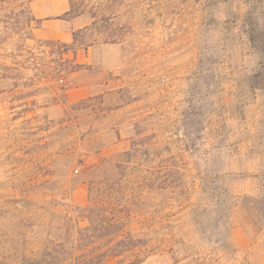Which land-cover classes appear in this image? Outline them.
Here are the masks:
<instances>
[{"label":"rangeland","instance_id":"1","mask_svg":"<svg viewBox=\"0 0 264 264\" xmlns=\"http://www.w3.org/2000/svg\"><path fill=\"white\" fill-rule=\"evenodd\" d=\"M45 1L0 0V260L264 264V0Z\"/></svg>","mask_w":264,"mask_h":264},{"label":"trees","instance_id":"2","mask_svg":"<svg viewBox=\"0 0 264 264\" xmlns=\"http://www.w3.org/2000/svg\"><path fill=\"white\" fill-rule=\"evenodd\" d=\"M250 42L254 48H257L255 41L251 40ZM86 241L72 240L69 248L65 242H50V246L44 245L42 255L39 258H28L22 255L18 263L0 260V264H107L106 252H98L97 248H92ZM134 247V240H117L114 243V249L112 248L111 251L112 257L119 258L115 264H139L137 259L126 262L127 254L125 253L131 254Z\"/></svg>","mask_w":264,"mask_h":264},{"label":"crops","instance_id":"3","mask_svg":"<svg viewBox=\"0 0 264 264\" xmlns=\"http://www.w3.org/2000/svg\"><path fill=\"white\" fill-rule=\"evenodd\" d=\"M46 1L45 0H43V2L42 3H45ZM43 8V10L45 11V9L47 10V9H52V7H50V5H49V7H42ZM55 9H57L56 7H55ZM67 12V8L65 7V6H61L59 9H58V13H56V15H60V14H64V13H66ZM48 22V20L46 19V18H43V20H42V23L45 25V23H47Z\"/></svg>","mask_w":264,"mask_h":264}]
</instances>
